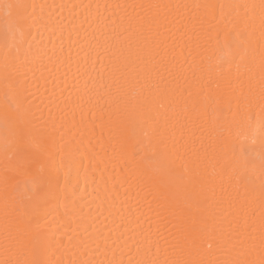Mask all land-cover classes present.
<instances>
[{
  "label": "snow or ice",
  "instance_id": "6c2138e0",
  "mask_svg": "<svg viewBox=\"0 0 264 264\" xmlns=\"http://www.w3.org/2000/svg\"><path fill=\"white\" fill-rule=\"evenodd\" d=\"M6 7L0 112L10 168L31 188L21 195L5 180L4 252L23 258L0 264H264V0L97 5L109 15L95 18L83 63L102 83L89 87L77 64L47 117L33 108L23 71L32 55L23 44L45 18L35 4ZM146 62L151 73L131 89ZM85 161L101 179L109 165L119 169L121 187L143 179L146 162L162 167L149 205L155 230L137 217L138 230L121 224L114 235L86 223L67 242L57 238L47 206L75 188L71 175Z\"/></svg>",
  "mask_w": 264,
  "mask_h": 264
},
{
  "label": "bare ground",
  "instance_id": "6f19581e",
  "mask_svg": "<svg viewBox=\"0 0 264 264\" xmlns=\"http://www.w3.org/2000/svg\"><path fill=\"white\" fill-rule=\"evenodd\" d=\"M25 3L37 5V14H42L46 23L31 30V35L27 36L23 48L26 50L31 45V53L27 65L23 68L26 73L33 96L32 106L48 115V107L51 106L53 114L57 112L55 104L49 105L50 98H55L62 88H72L73 77L77 71V64H80V71L87 69L92 76L93 82L89 87L98 89L102 81L92 72L90 65H84L85 52L90 50L91 36L89 35L96 28L95 18L99 14L101 17L108 16L109 12L97 5L116 3H172L191 4L197 0H0V77H2L3 54L5 34L8 33L6 18L9 3ZM216 4L226 2H240V0H212ZM259 3V0H254ZM44 5L43 9L39 7ZM90 6V7H89ZM31 11V9H29ZM89 24L92 26L89 27ZM99 34V33H97ZM258 35V33H257ZM119 39H124L119 37ZM129 42L135 50L137 37L135 34L129 35ZM8 42L11 44V36L8 35ZM211 57L213 51L209 49L206 53ZM140 73L139 82L132 80L130 87L133 90L140 88L144 84V77L151 73L150 63H138L137 69ZM67 73V76H65ZM87 76L81 77L79 87L83 88L84 80ZM103 104L104 100H100ZM4 104V88L0 80V106ZM199 136L200 133L197 132ZM209 136L208 132L204 137ZM10 153L5 148L4 122L2 112H0V261L22 259L19 255L6 254L4 252V201L3 192L5 180L9 185L19 182L21 195H26V188H31V184L25 185V177L13 172L10 168ZM257 166L259 165V145L253 153ZM58 162V161H57ZM163 162H161L162 165ZM214 163V162H212ZM145 176L143 179L132 178L123 187L120 186L121 175L119 169H113L109 165L108 170L101 179L100 171L95 167H88V162H84V167L74 171L70 178V185L65 194L61 191L58 198L47 206V211L51 213L48 220L51 224V231L57 238H63L67 242L68 235H74L75 230L82 232L86 223L93 224V230L107 233L114 230V235L124 231L119 225H125L129 231L138 230L136 218L139 217L140 224L144 229L152 225L153 230L157 227V217L154 210H150V202L159 193L153 187L154 182L163 183L166 179L163 176L162 167L156 163L146 162L144 164ZM212 171L211 163L209 172ZM259 172L257 170V176ZM151 178V179H150ZM257 184L259 181H256ZM63 186V176L60 179ZM113 183L116 184L115 191L119 193V198L113 204L114 190ZM128 196H125V190ZM67 197V198H65ZM67 206V207H66ZM130 209V210H129ZM155 209V204H152ZM256 214L259 216L260 208L256 206ZM167 234V233H165Z\"/></svg>",
  "mask_w": 264,
  "mask_h": 264
}]
</instances>
